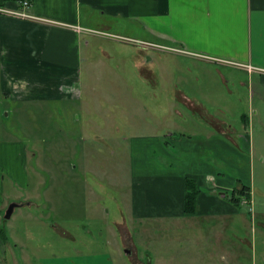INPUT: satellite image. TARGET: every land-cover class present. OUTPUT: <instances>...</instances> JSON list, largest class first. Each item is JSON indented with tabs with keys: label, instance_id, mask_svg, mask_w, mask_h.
Segmentation results:
<instances>
[{
	"label": "crops",
	"instance_id": "0c3cea01",
	"mask_svg": "<svg viewBox=\"0 0 264 264\" xmlns=\"http://www.w3.org/2000/svg\"><path fill=\"white\" fill-rule=\"evenodd\" d=\"M24 1L0 5V108L6 98L13 105L23 102V106L41 108L52 100L79 98L76 87L83 62L90 56L86 52L97 43L87 36L120 43L140 40L148 48L163 47L188 58V92L178 88L169 99H187L202 123L197 124L200 129L190 134L167 129V135L157 140L162 157L148 159L147 169L132 174L127 211L141 224L168 220L174 229L172 234L143 233V259L147 258L148 264H244L243 245L254 255L258 253L255 238L234 236L230 240L225 235L229 224L239 223L234 217L241 211L226 192L246 184L245 175L235 182L233 176L227 179L226 166H214L207 150L214 135L220 148L243 160L253 144L264 147V0H27L29 6ZM6 9L24 11L27 16ZM231 83L242 86V103L245 97L251 102L255 95L259 102L250 110L252 116L240 112L241 121L235 127L214 117L228 113L227 100L234 99L233 95L239 98ZM175 110L182 112L179 107ZM254 114L258 115L256 122ZM254 127H262L256 136ZM4 129L1 123L0 132ZM235 132L237 140H229ZM1 136L0 152L4 141L16 147V141ZM12 152L16 161V148ZM261 156L264 160L263 148L259 149ZM11 164L16 168V163ZM9 176L13 183L16 171H10ZM188 178L196 181L199 190L196 213L186 212ZM5 184L6 177L0 174L1 218L5 217L2 207L11 198ZM15 187L10 184L11 190ZM12 194L16 198L14 191ZM8 236L14 241L13 248L4 242L0 245V264H16V236L11 229ZM160 243L172 245L161 251Z\"/></svg>",
	"mask_w": 264,
	"mask_h": 264
},
{
	"label": "rangeland",
	"instance_id": "374dc122",
	"mask_svg": "<svg viewBox=\"0 0 264 264\" xmlns=\"http://www.w3.org/2000/svg\"><path fill=\"white\" fill-rule=\"evenodd\" d=\"M87 38L97 43L86 52L90 56L83 62L76 87L79 98L52 100L46 108L23 106V102L13 105L6 98L0 108V124L5 127L0 135L16 141V147L3 142L0 174L6 177L5 190L11 192L9 203L13 199L20 204L11 218L0 217V245L4 242L13 248L11 229L16 236V264H148L143 259V233L172 234L174 230L168 220L141 224L126 208L131 202L132 174L147 169L148 159L162 157L157 140L167 135V129L178 133L200 129L197 124L202 123L187 99H169L178 88L188 92L189 59L163 47L148 48L140 40L120 43L97 35ZM230 86L238 93L242 88L239 83ZM242 96L233 95L227 100L228 113L214 117L235 127L241 121L240 112L252 116L250 110L259 104L256 95L251 102L245 97L243 103ZM253 118L256 122L258 115ZM261 128L252 129L255 136ZM236 135L229 140H237ZM216 139L214 135L207 150L214 166H226L227 179L233 176L234 182L245 175L244 183L251 188L238 184L226 192L241 211L234 217L239 223L229 224L225 235L230 240L255 238L258 253L243 245L242 261L264 264V160L259 158L264 147L253 144L243 160L220 148ZM181 153L184 157L185 152ZM10 171H16L13 183ZM9 203L2 207V216ZM171 245L160 243L158 248L165 251Z\"/></svg>",
	"mask_w": 264,
	"mask_h": 264
},
{
	"label": "trees",
	"instance_id": "16d2710c",
	"mask_svg": "<svg viewBox=\"0 0 264 264\" xmlns=\"http://www.w3.org/2000/svg\"><path fill=\"white\" fill-rule=\"evenodd\" d=\"M10 0H0V5L3 6ZM248 189H251L250 186H247ZM246 189V188H244ZM241 191V190H240ZM199 190L196 185V181L194 179H187V192H186V212L187 213H196L197 211V198H198ZM4 238L6 237L3 235Z\"/></svg>",
	"mask_w": 264,
	"mask_h": 264
},
{
	"label": "water",
	"instance_id": "95a60500",
	"mask_svg": "<svg viewBox=\"0 0 264 264\" xmlns=\"http://www.w3.org/2000/svg\"><path fill=\"white\" fill-rule=\"evenodd\" d=\"M20 204L19 203H16V202H11L6 210V213H5V218L9 219L12 217L13 213H14V210L16 207H18Z\"/></svg>",
	"mask_w": 264,
	"mask_h": 264
},
{
	"label": "built area",
	"instance_id": "2783aa9c",
	"mask_svg": "<svg viewBox=\"0 0 264 264\" xmlns=\"http://www.w3.org/2000/svg\"><path fill=\"white\" fill-rule=\"evenodd\" d=\"M24 4H25L26 6H29V5H30V2L27 1V0H25V1H24ZM5 11H7V12H9V13H12V14H18V15L27 16V14H26L24 11H18V10H16V9H14V10H12V9L7 10V9H6Z\"/></svg>",
	"mask_w": 264,
	"mask_h": 264
}]
</instances>
